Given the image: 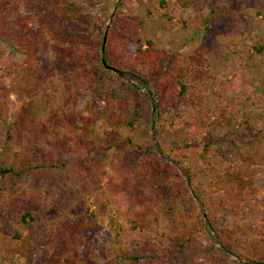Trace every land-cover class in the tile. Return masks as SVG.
Listing matches in <instances>:
<instances>
[{"label":"rangeland","instance_id":"1","mask_svg":"<svg viewBox=\"0 0 264 264\" xmlns=\"http://www.w3.org/2000/svg\"><path fill=\"white\" fill-rule=\"evenodd\" d=\"M14 1L0 0L8 30L24 34L29 44H21L19 38L13 48L0 43V73L16 64L25 76H0V136L26 150L38 138H48L56 160L66 162L68 175L64 180L37 182V187L51 193L45 213L37 205L42 197L34 203L29 193L30 209L40 214L36 220L20 223L13 214L0 212V264H118L123 254L142 257L137 264H151L147 255L154 246L165 248L175 234L189 242L159 264H253L244 256L264 258V141L258 140L264 117L257 122L258 116H264V0H191L192 9L183 14L173 11L174 0H65L69 13L77 18L63 20L67 28L62 34L55 32L62 40L68 37L66 41L50 35L57 18L49 10L55 5L47 0ZM218 3L233 10L235 18L214 16L209 7ZM147 9L157 17L150 30L154 45L140 56L135 18ZM114 19L120 20L115 50L107 52L114 63L123 59L135 72L154 77L165 69L175 75L192 66L190 81L204 87L209 110L221 90V106L235 102L245 91L250 94L246 103L251 125L243 124L245 133L237 138L238 149L231 159L218 155L205 169L198 159L200 135L190 136L184 129L160 134L161 140L176 147L172 158L160 150L157 155L140 154L136 144L147 140L149 133L158 143L154 107L150 117L136 118L132 126L122 123V111L112 102L92 96V109L85 110L86 87L79 78L87 70L74 71L75 65L64 62L78 47L71 33L105 56L107 43L102 51V37ZM41 58L50 63L61 60L60 67L49 68ZM161 83L157 86L163 87ZM151 97L155 98L153 93ZM105 104L111 108L108 113ZM186 109L177 102L168 112L182 114ZM206 133L218 139L226 128L212 125ZM72 134L82 144L76 158L60 142L70 140ZM166 163L185 178L183 198L178 183L171 189L161 184L166 178L159 170ZM227 169L247 182L239 193L210 186ZM7 184L14 190L25 186L26 179L7 177ZM196 185L208 187L207 206L197 196ZM189 193L195 202L184 205ZM164 203L171 211L160 208ZM32 230H44L47 241L30 242L21 249L23 255L18 249L22 238L16 233Z\"/></svg>","mask_w":264,"mask_h":264},{"label":"trees","instance_id":"2","mask_svg":"<svg viewBox=\"0 0 264 264\" xmlns=\"http://www.w3.org/2000/svg\"><path fill=\"white\" fill-rule=\"evenodd\" d=\"M47 1L55 5L49 11L57 18L51 24L53 32L49 28L50 35L56 41H61L62 39L55 32L62 34V30L67 28L63 20L68 19V22L77 21L76 15L69 13L65 0ZM174 1L173 11L180 14H183L184 11H190L193 7L191 0ZM14 3L18 4V0H15ZM4 9L5 7H0V43L11 45L13 48L15 39L19 38L21 44H29L24 34H20L17 30L13 32L8 30V20L5 18ZM209 11L214 16L227 17L230 20L235 18V12L221 3L210 6ZM156 18V15L149 9H147V12L143 16L135 18L139 35L135 38V41L140 45L138 50L140 56L147 54L148 50L154 45L153 39L150 36V30ZM119 25L120 20L115 19L109 25L105 42L107 43L108 51L106 50L105 56L100 49L93 50L92 44L88 40L77 37L75 32L71 33L78 47L73 50V53L69 57L64 58V62L67 65H75L76 69L72 67L74 71L77 68H83L84 71L87 70V73L79 78L81 80L80 84L86 87V92L82 93L85 98V110L89 112L92 109L91 106L94 103L92 96L96 99L105 100L107 103L112 102L116 105V109L122 111V115L120 116L122 123L125 126H132L134 119L150 117L152 107H154L157 111L155 134L158 136V143L156 144L152 140V136L149 133L147 140H142V142H137L136 144V149L140 154L157 155L158 150H160L163 155L172 158L176 147L161 140L160 134L162 132L172 133L177 129H184L186 134L190 136L192 134L200 135V141L197 143V147L199 148L198 159L205 169L214 164L218 155L223 156L227 160L231 159L238 149L237 138L240 134L245 133L243 124L247 126L251 125V121L247 120L248 117H251V113L247 108L248 103H246L250 94L245 91V94L241 96L242 98L239 96L238 99L235 98V102L221 106L224 97L221 93L224 90H221L217 92L218 101L213 108L209 107L211 109L209 110L208 103L210 97L204 93V87L199 82L190 81L192 66L180 69L175 75L165 69L154 77L135 72L132 67L125 64L126 62L121 58L123 56L120 57L122 60L119 63H114L110 60L107 52H109L110 48L115 50L113 42L115 41L114 38ZM66 40H69V38L65 37L62 41ZM143 45H146V48H143ZM125 46L126 43H124ZM40 61L43 65L56 70L60 67L57 63L61 60H55V62L50 63L46 58H41ZM106 65L116 67L124 75H128L135 80H127L121 74L111 69L109 70ZM8 75L10 77L17 75L21 79H25L24 74L18 72L16 64L8 65L2 69L0 76L4 77ZM159 82H163L164 86H157ZM261 86L264 87V82H262ZM151 93L154 94V99H152ZM177 102L183 103L185 108H187L185 113L180 114L177 110L173 113L168 112L169 108H175ZM103 108L104 112L107 113L111 110L107 104ZM0 112H2L1 108ZM260 117L263 118L264 116H258L257 122ZM253 122H256V120H253ZM212 125L225 127L226 134L218 139L212 138L206 133L207 128ZM71 127L76 128L74 126ZM258 140L264 141V124L258 132ZM60 142L62 143L61 147L67 148L73 158L77 157V153L82 146L79 136L77 137L72 134L70 140L60 139ZM14 145L8 139L0 136V212L13 214L20 223H25L28 220H36L40 215L39 212L30 209V206H33L32 204H28L30 192L34 195V203H37L36 197H42L43 202L37 203V205H40L42 213L50 209L51 193L46 187L43 189L37 187V182L45 178L48 181L57 178L64 180L68 173L65 170L66 162H58L56 160L51 147V140L48 138H38L36 142L29 146V150L23 147L17 148ZM186 171L193 179L194 174L191 169L187 168ZM159 172L166 178L161 184L171 189L174 183H178L180 187H178L177 191L183 198L185 195L184 188H187V185L184 183L185 178L178 173L176 168L166 163ZM13 176H15V180L26 179V185L13 190L7 184V177ZM239 177H241L240 174L236 173L234 169H227L219 172L215 179L210 182V186L223 193H228L230 190L239 193L244 183H247L245 181L242 182L244 178ZM195 191L202 204L206 205V201L210 197L208 187L196 185ZM4 194L8 196L7 200L2 198ZM186 198L189 203L186 202L184 204L183 202L184 205L195 202L192 193H189ZM163 205L160 208H167L171 211L170 204L164 203ZM16 235L22 238V242L18 245V249L21 252V249L30 242L36 241L40 244L47 241V238L44 236V230H32L23 235L19 233H16ZM169 238L170 244L165 248L160 249L159 246H154V251L147 255L152 260L151 264H159L161 259L164 260L166 257L170 258L174 256L176 250L182 251L183 246L189 242L187 239L181 238L176 234L169 236ZM22 254L24 255L23 252ZM141 259L142 257L140 256L123 254L119 256L117 263L137 264ZM244 259L248 263L264 264V258L248 255L244 256Z\"/></svg>","mask_w":264,"mask_h":264},{"label":"water","instance_id":"3","mask_svg":"<svg viewBox=\"0 0 264 264\" xmlns=\"http://www.w3.org/2000/svg\"><path fill=\"white\" fill-rule=\"evenodd\" d=\"M106 34H107V30H105V32H104V34H103V37H102V43H103V46H102V51L105 49V42H106ZM104 62V64H106V62L105 61H103ZM107 66V68L110 70H113V71H115V72H117L118 74H121L122 75V71H120V70H118V69H116L115 67H113V66H108V65H106Z\"/></svg>","mask_w":264,"mask_h":264}]
</instances>
